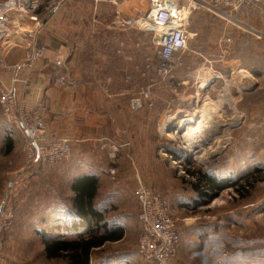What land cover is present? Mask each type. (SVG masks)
Instances as JSON below:
<instances>
[{
    "label": "crops",
    "instance_id": "1",
    "mask_svg": "<svg viewBox=\"0 0 264 264\" xmlns=\"http://www.w3.org/2000/svg\"><path fill=\"white\" fill-rule=\"evenodd\" d=\"M74 1L0 0V80L13 86L18 98L24 96L29 100H44L48 107V126L71 139L72 151L68 162L56 163L52 168L48 167L51 169L46 168L48 170H44L36 162H31L30 167L40 168L35 173L47 178L67 173L73 179L84 174L94 175L97 179L94 204L102 212L96 206V198L103 181H108L107 171L103 166L110 159L108 150L111 145L118 147L117 161L121 171L128 165L126 159L132 157L143 180L156 181L149 177L148 164L156 158V146L159 142L155 140V135L162 129L165 111L156 107L138 110L130 107V100L137 94L139 86L147 85L150 70L157 68V65L150 62V32L136 27L120 29L112 24L115 15L123 19L143 15L148 11L149 0H105L97 3L83 0L85 3L77 2L76 5ZM256 4L257 11L264 16V0H257ZM223 13L235 21L238 15L239 25L227 26L224 34L231 41L229 45L223 44L222 51L226 58L223 62L213 63L216 69H207L211 73L207 79L210 89H213L220 78L223 80L222 111L212 113L222 117L229 116L227 119L231 123L229 122L228 132L233 129L242 133L250 127L251 130H257L264 125V105L257 106L260 113H253L257 116L254 121L247 120V114L251 111L247 109L246 96L250 93L247 84L257 81L261 70L256 68V60L253 65L247 66V47L236 42L248 33L244 23L247 15L244 8L229 12L224 10ZM32 15H37L38 22L31 18ZM16 27L34 29L37 43L48 48L44 57L30 68L20 66L27 51L20 34L14 33ZM262 37L264 38V34ZM263 48L261 44L256 46L259 53L263 52ZM58 56L64 60L62 67L53 64ZM218 69H223V72L220 73ZM58 74L67 77L65 85L55 82ZM183 80L180 77V83ZM104 82H111L112 85L106 92L102 88ZM214 95V98L219 97L215 93ZM205 129L202 126L201 131ZM24 139L25 133L22 130L7 125L0 117V165L14 164L18 159H24ZM102 144H106L104 149L101 148ZM4 171L6 172L5 168L2 172ZM241 178H234L226 188L240 191L239 187H243ZM73 179L68 184L72 197L74 192L70 185ZM53 180H47L49 188H53ZM154 186L161 191L158 186ZM115 192L110 190L106 193L113 195ZM234 196L238 198V195ZM212 198L214 200L215 196ZM71 209L75 214V209ZM217 209L208 211L211 213L208 216L214 220L208 226L207 264H264L261 207L258 209L256 204L253 206L252 203L247 205L239 202L232 207H224L222 218ZM248 209L253 212L250 216L246 215ZM250 219L254 220L253 224L248 222ZM105 223L106 225L93 223L95 231H90L100 235L105 230L118 232L122 229V236L106 240L92 250L123 237L124 228L121 224L117 222L114 226H109ZM90 226L78 221L77 230H73L86 234L84 231L91 229ZM251 227L253 237L250 236ZM71 228L63 225L60 227V234L74 232ZM238 229L242 234L235 237L233 231Z\"/></svg>",
    "mask_w": 264,
    "mask_h": 264
},
{
    "label": "rangeland",
    "instance_id": "2",
    "mask_svg": "<svg viewBox=\"0 0 264 264\" xmlns=\"http://www.w3.org/2000/svg\"><path fill=\"white\" fill-rule=\"evenodd\" d=\"M73 1L66 0L68 3ZM86 1L94 3L93 0ZM170 1L184 9L186 14V24L190 33L187 46L171 61L167 74L160 76L156 72L157 69H151L147 85L139 86V89L148 87L151 90L153 105L150 108L156 107L165 111L162 129L155 135V140L159 142L156 146V158L148 164L149 177L156 181H144L134 159L133 161L126 159L128 165L121 171L117 157L110 156L109 147L110 159L103 167L106 171L114 167L115 175L111 177L108 172L106 173L108 181L101 184L96 206L102 210L104 220L109 226L112 224L114 226L118 222L123 226L124 234L121 240L107 242L103 247L92 250L89 264H144L136 251L141 233L137 220L139 207L135 199L138 178L166 198L170 213L177 223L180 243L173 264L208 263L206 251L210 231L208 226L210 221L214 220L208 216L211 214L208 213L209 210L212 212L218 208L219 216L222 218L224 207L229 208L239 202H245L247 205L252 203L253 206L256 204L258 209L260 207L262 209L264 231V125L262 128L259 126L257 130L247 128V131L242 133H237L233 129L228 132L231 123L227 119L229 116L222 117L212 113L222 111L223 80L220 78L213 89H210L207 82L211 76L207 69L209 67L216 69L213 63L223 62L226 58L222 51L223 44L229 45L231 40L224 34L225 29L229 24L239 25L238 15L236 21L233 18L229 19L224 15L223 9L220 8L221 12H214L198 0ZM74 2L76 5L84 1ZM256 8V3L244 8L247 15L244 23L248 33L236 41H239L237 44L247 47V66L253 65L256 60V68L261 70L255 81L257 83L247 84L250 93L246 96V106L251 111L247 114V120L250 121L257 118L253 113H260L257 106L264 105V48L261 53L256 49L257 45L264 46L262 37L264 16H261ZM150 37L152 41L150 62L152 65H158L160 59L154 53L156 45L153 43L152 32ZM217 71L222 73L223 69ZM180 77L184 78L182 83ZM1 83L6 84L0 80ZM110 83L102 84L103 91L106 92L112 87ZM214 93L219 97L214 98L216 97ZM262 113L264 115V112ZM197 124L200 130L194 133L193 128ZM202 126L206 128L204 131H201ZM170 152H173L175 157ZM64 162L68 160L58 163ZM30 163L24 153L23 160L18 159L17 163L0 165V203L9 201L14 212L9 227L2 232L4 258L19 264H70L65 257H47L44 241L57 237L75 238L77 235L60 234V227L63 225H69L77 230L68 186L70 179L73 178L67 176L70 173L59 174L54 178L44 177L35 173V170L40 168L34 169L30 167ZM41 166L44 170L52 168ZM4 168L6 172H2ZM202 172L212 175L223 187L214 200L207 195L211 193L208 187H205L206 193L200 195L192 186L195 183L204 184H200L198 179ZM144 173L146 174V170ZM246 176L248 179L245 181ZM239 177H242L243 183V187H239L240 191L235 192L234 188H226L228 182ZM51 179H54L53 188L47 185V180ZM110 190L116 192L113 195L106 193ZM234 194L238 195V198ZM249 210L247 216L253 214ZM216 218L218 219L217 216ZM248 222L253 224L254 220L250 219ZM94 226L91 225L89 230L95 231ZM89 230L85 229L84 233ZM233 234H236V237L242 232L238 229L233 231ZM253 235L251 227L250 236Z\"/></svg>",
    "mask_w": 264,
    "mask_h": 264
},
{
    "label": "built area",
    "instance_id": "3",
    "mask_svg": "<svg viewBox=\"0 0 264 264\" xmlns=\"http://www.w3.org/2000/svg\"><path fill=\"white\" fill-rule=\"evenodd\" d=\"M93 1L97 3L104 0ZM198 1L203 2L214 12L220 11V8L228 12L236 11L257 2V0ZM185 15L184 9L170 0H149L148 11L143 15L133 19H123L115 15L112 24L120 29L136 27L139 30L152 32L153 43L156 45L155 54L160 59L156 68L157 73L164 76L170 70L171 61L187 46L190 33ZM31 18L38 22L37 15H32ZM14 33L20 34L27 51V56L20 66L30 68L38 59L44 57L48 48L46 45L37 43L34 29L16 27ZM63 61V58L58 56L53 64L62 67ZM55 82L65 85L67 77L64 74H58ZM152 105V92L148 87L140 88L130 100V107L133 110L150 108ZM47 111L48 107L44 100H29L24 96L18 98L13 86L0 84V116L7 125L14 126L25 133L23 151L26 160L43 166H52L69 159L72 146L69 137L58 134L48 126ZM105 147L106 144L101 145L102 149ZM117 150L118 147L111 145L110 156L116 158ZM128 159L133 161L132 157ZM107 172L113 177L115 168L111 167ZM135 199L140 207L138 220L141 226L136 246L137 253L145 264H173L180 238L177 223L170 213L166 198L138 178ZM13 213L9 201L0 203V264H19L4 258L1 239L3 230L7 229L11 223Z\"/></svg>",
    "mask_w": 264,
    "mask_h": 264
},
{
    "label": "trees",
    "instance_id": "4",
    "mask_svg": "<svg viewBox=\"0 0 264 264\" xmlns=\"http://www.w3.org/2000/svg\"><path fill=\"white\" fill-rule=\"evenodd\" d=\"M172 155L175 154L170 152ZM198 183L192 184L194 190L200 195L206 193L205 187L211 190L208 197L212 198L223 188L220 181H215L213 176L202 172ZM245 181L248 179L246 176ZM74 195L72 197V207L75 209L77 223L92 225L93 223L106 225L102 212L96 209L94 196L97 189V179L94 175H81L75 177L70 185ZM237 189V188H236ZM235 189V190H236ZM73 229V227L71 228ZM77 234L75 238H53L44 241V250L47 257H65L70 264H89L90 255L93 247L101 245L106 240L119 239L122 236V229L118 232H108L95 235L90 230L84 235L78 231L72 232Z\"/></svg>",
    "mask_w": 264,
    "mask_h": 264
},
{
    "label": "bare ground",
    "instance_id": "5",
    "mask_svg": "<svg viewBox=\"0 0 264 264\" xmlns=\"http://www.w3.org/2000/svg\"><path fill=\"white\" fill-rule=\"evenodd\" d=\"M202 128V127H201ZM200 128L199 125L197 124L196 127L193 128V132H199Z\"/></svg>",
    "mask_w": 264,
    "mask_h": 264
}]
</instances>
